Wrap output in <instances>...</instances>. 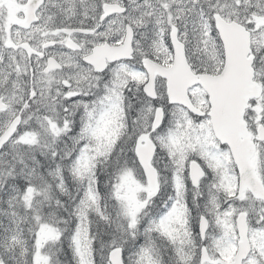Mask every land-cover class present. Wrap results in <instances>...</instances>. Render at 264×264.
Here are the masks:
<instances>
[{"label": "snow or ice", "instance_id": "1", "mask_svg": "<svg viewBox=\"0 0 264 264\" xmlns=\"http://www.w3.org/2000/svg\"><path fill=\"white\" fill-rule=\"evenodd\" d=\"M0 264H264V0H0Z\"/></svg>", "mask_w": 264, "mask_h": 264}]
</instances>
